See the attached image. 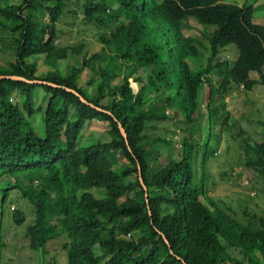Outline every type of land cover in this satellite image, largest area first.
Here are the masks:
<instances>
[{"label": "trees", "instance_id": "trees-1", "mask_svg": "<svg viewBox=\"0 0 264 264\" xmlns=\"http://www.w3.org/2000/svg\"><path fill=\"white\" fill-rule=\"evenodd\" d=\"M68 7L74 20L77 9L105 32L97 38L101 51L90 54L83 43L56 47ZM255 19L253 6L222 0H0V29L16 45L15 62L0 76L48 83L0 79V261L6 209L19 192L35 217L25 228L26 214L15 209L11 224L24 228L29 250L43 254L39 264H49L45 250L63 236L66 264H264V215H232L209 196L206 170L216 155L209 140L220 139L215 126L225 116L224 132L233 127L226 99L264 86V26ZM192 20L203 28L199 37L185 34ZM230 46L233 61L221 54ZM37 55L45 63L74 56L81 64L67 77H39L29 62ZM86 69L92 94L79 85ZM38 89L49 96L45 109L35 108ZM40 112L44 138L31 123ZM177 117L187 129L181 140L146 134L151 124ZM92 121L108 125L110 140L81 146ZM238 133L245 137L240 163L264 180V141Z\"/></svg>", "mask_w": 264, "mask_h": 264}, {"label": "rangeland", "instance_id": "rangeland-1", "mask_svg": "<svg viewBox=\"0 0 264 264\" xmlns=\"http://www.w3.org/2000/svg\"><path fill=\"white\" fill-rule=\"evenodd\" d=\"M224 4L232 5H247L253 6L255 9V23L264 26V0H222ZM75 6V5H74ZM73 6V7H74ZM118 5L113 4L111 9H117ZM74 9V8H73ZM73 9L71 11H73ZM78 12L75 20L74 16L68 14L70 8L68 7L66 15L62 18L59 25V39L56 41L58 49H64L68 45H77L83 43L90 54L98 53L102 50V45L97 42V38L105 32L99 31L96 27L86 24L81 17L83 15ZM190 30L185 34L191 37H199L203 33V28L195 21H190ZM107 34V33H106ZM105 35V34H104ZM15 40L12 39L9 30L0 29V68L8 67L15 62ZM203 55H207L204 50H201ZM223 59L233 61L236 59L237 50L234 46L227 47L221 53ZM206 57V56H205ZM44 55H37L29 59L30 64L37 66V76L44 77L48 73H56L60 76H68V68L72 70L73 66L80 65L81 58L71 56L66 61H57L50 59L45 63ZM50 61H52L50 63ZM205 63V62H204ZM201 65V64H200ZM204 65V64H203ZM253 78L259 79L258 74H254ZM91 80V72L86 69L79 76V85L88 89L89 93L94 92V88H88V83ZM117 83H120L119 81ZM131 88L134 93L139 92L140 86L130 79ZM264 86H257L250 93L245 94L242 90L235 92L231 97L226 99L228 103L231 117L228 124L232 125L231 129L224 132L222 125L225 116H222L220 122L215 126L214 131L219 132L220 142L217 145L216 139L211 143L212 149L216 150L215 157H211L207 162L206 170L209 174L208 194L210 197L218 201L222 207L230 208L232 215L239 219L243 217V211L247 209L249 212H255L264 215V180L257 176V174L240 162L243 161V154L240 148L243 136H239L238 132L243 129L248 136H251L254 142L263 143L264 141ZM202 95L203 114L207 120V110L204 103L205 89ZM16 96V94H15ZM14 102H17L13 98ZM49 96L46 95L43 89L36 91L35 108L47 107ZM21 102V101H20ZM37 134L45 137V124L43 121V113L36 114L31 120ZM146 134L153 137H175L176 140H181L186 133V126L181 123L180 118H174L167 123H153ZM204 134L201 144L207 142L209 126L207 122L203 124ZM208 128V129H207ZM108 125L98 121H92L86 125L79 139L81 146H89L101 140L107 142L110 140L108 134ZM211 141V142H210ZM177 148H180L178 143ZM99 199L106 197L104 190L92 189L90 191ZM1 202V198H0ZM9 207L6 209V220H4V242L6 247L1 251V264H39L41 263L43 254L36 253L28 249L27 239L24 237L25 230L23 227H16L11 224V214L16 209L23 211L27 220L24 224L25 228L33 224L35 217L34 209L28 202L24 201L19 192H13L8 202ZM66 243V238L63 236L58 240L51 241L46 250L45 258L49 264H66L67 255L63 248ZM231 251V250H230ZM96 252H100L99 249ZM236 255L235 252H233ZM44 260V259H43Z\"/></svg>", "mask_w": 264, "mask_h": 264}, {"label": "water", "instance_id": "water-1", "mask_svg": "<svg viewBox=\"0 0 264 264\" xmlns=\"http://www.w3.org/2000/svg\"><path fill=\"white\" fill-rule=\"evenodd\" d=\"M0 79L21 80V81H25V82L34 83V84H44V85H45V84H46V85L48 84V83H45V82H39V81H28V80L23 79V78L11 77V76H10V77H9V76H0ZM49 85H51V86H53V87H56L54 84H49ZM68 91H70V92L76 94L77 96H79L82 102H84V103H86V104H89L88 101H87L85 98H83L82 96H80L76 91H74V90H70V89H68ZM89 105L92 106V107H94L92 104H89ZM99 110H100V109H99ZM120 129H121V132L123 133V135L126 137V132H125L124 128H123L122 126H120ZM141 182L143 183L142 179H141ZM144 188H145V190L147 191V188H146L145 186H144Z\"/></svg>", "mask_w": 264, "mask_h": 264}, {"label": "crops", "instance_id": "crops-1", "mask_svg": "<svg viewBox=\"0 0 264 264\" xmlns=\"http://www.w3.org/2000/svg\"><path fill=\"white\" fill-rule=\"evenodd\" d=\"M12 1H13L14 4H19L20 0H12ZM240 6H243V5H240ZM254 79H256V78H254ZM38 90H39V93H40L41 89H38ZM261 93H264V91H262ZM14 98L17 100V102L22 101V98L18 94H16V96L14 95Z\"/></svg>", "mask_w": 264, "mask_h": 264}, {"label": "built area", "instance_id": "built-area-1", "mask_svg": "<svg viewBox=\"0 0 264 264\" xmlns=\"http://www.w3.org/2000/svg\"><path fill=\"white\" fill-rule=\"evenodd\" d=\"M243 88V87H242Z\"/></svg>", "mask_w": 264, "mask_h": 264}]
</instances>
